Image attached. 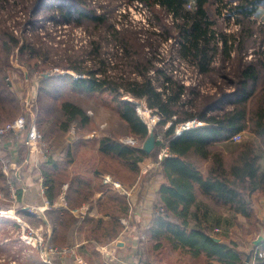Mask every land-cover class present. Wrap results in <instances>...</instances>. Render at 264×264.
<instances>
[{
    "label": "trees",
    "instance_id": "obj_1",
    "mask_svg": "<svg viewBox=\"0 0 264 264\" xmlns=\"http://www.w3.org/2000/svg\"><path fill=\"white\" fill-rule=\"evenodd\" d=\"M130 1L140 2L150 11L146 27L136 28L129 20L120 21L112 14L108 15L109 12L97 13L86 0H39L34 3L33 12L38 13L46 7L42 12L52 26L85 25L92 36L88 47L93 62L91 67L86 66L79 51L67 55L64 65H56L50 57V48L29 43L20 28L16 35L0 21V126L23 113L22 103L7 80V69L14 54L34 61L35 67L37 64L39 68L61 66L77 72L76 78L69 71L43 74L38 81L39 103L32 104L31 109L36 114V123L44 140L55 152L61 148L63 153L67 147L64 146L66 133L73 126L85 127L89 119L79 104L67 100L60 104L62 117H45L41 111L42 97L59 98L66 84L91 93L108 92L127 135L137 137L141 145L130 146L116 137L101 136L94 171L97 181L100 175L110 174L128 188L140 177V163L144 159L150 156L155 159L161 146H166L170 153L142 178L144 182L151 176L159 178L157 206L164 208L163 215L153 213L151 217L145 241L148 253L173 249L188 252L191 257L201 259L203 264H213V260L221 264H247L246 253L239 250L237 242H216L207 227L190 226L188 216L196 198L195 187H198L217 202L243 215L251 232L256 235L260 232L262 222L252 200L256 192L264 197V170L259 154L248 140L228 151L221 149L219 144L237 133L248 132L257 137L264 150V21L257 18L264 0ZM220 21L231 23L237 29L228 32ZM148 28L152 38L173 41L178 57L192 64L198 74L219 73L228 79L232 91L221 90L219 96H200L189 90L184 82L157 69L158 77L153 79L149 75L150 70L156 68L152 52L156 56L159 48L153 40L141 43L138 31L134 30L139 29L140 36ZM109 43L116 48L115 53H111L113 60L107 51ZM251 55L252 58L246 60ZM218 56L222 65L215 69L213 65ZM226 63L230 65L227 72ZM118 69L121 74L116 72ZM186 91L192 95L188 100L183 98ZM124 95L143 99L152 114L159 118L152 127L156 140L149 153L142 149L149 127L137 114L134 102L122 100ZM193 119L202 121V126L175 134L178 125ZM26 150V146L21 147L20 155ZM65 153H69L68 148ZM54 161L55 158L49 156L47 163L56 164ZM41 164L40 172L45 176L44 161ZM33 172L37 173V169ZM1 180L5 183L4 175ZM45 184L48 185V201L52 202L54 185L47 179ZM86 187L81 176L73 177L68 183L66 201L69 209L59 211L61 218L49 241L58 248L72 247L70 234L74 229L80 232L86 228L88 240L101 247L116 239L125 228L122 219L131 210L129 197L116 189L106 188L97 206L108 218L84 215L79 219L72 214L73 207L93 194L85 191ZM17 192L18 197L21 196L19 189ZM60 263L57 258L53 260V264Z\"/></svg>",
    "mask_w": 264,
    "mask_h": 264
},
{
    "label": "rangeland",
    "instance_id": "obj_2",
    "mask_svg": "<svg viewBox=\"0 0 264 264\" xmlns=\"http://www.w3.org/2000/svg\"><path fill=\"white\" fill-rule=\"evenodd\" d=\"M86 1L96 9L97 13L109 12L108 15L112 14L115 19H118L120 21L126 19L127 21L132 20L131 22L135 25L136 28L141 26L142 23L146 22L145 20L147 16L150 17L151 14L146 6L141 7L140 5L131 3L130 0ZM38 2L39 0H0V21H4L6 27H8L10 30H13L16 35L18 29L20 28V32L25 36V39L29 43H34L36 46L39 45V47L46 46L50 48V57L56 65H64L67 55L79 51L82 53V59H85L86 61V66L91 67L93 62L91 61V58L88 54V51L90 49L88 47L90 41L92 40V36L86 31L85 25L80 24L73 26L74 24H60L56 27L52 26V24L46 20L45 14H43L42 12L46 7L41 8L38 13L33 12L34 3ZM124 15L125 18L123 17ZM257 15L258 21H264V6L259 7ZM153 23L156 22L153 20ZM220 24L226 31L231 33L235 32V30L237 29V27H235L231 23H224L223 21H220ZM147 25L148 24L146 23L145 27ZM156 27L158 28L159 26L156 25ZM134 30L138 31V39L141 43L145 44L148 40H153L155 47H157V49L159 48V54H157L156 56L152 52V55L154 57L153 65H155L156 68L150 70L149 75L153 79L158 77L156 72L157 69L159 71L161 70V72H166L172 75L176 80L178 79L180 82H184L189 90H193L194 93H199L200 96H219L221 90H223L224 92L232 91V86L228 82V79H224L223 76L219 75V73L214 75L198 74L192 64H189L185 60L180 59L177 55L176 48L173 45V41L168 39L162 40L161 37L156 36H153L152 38L149 31L151 30L150 28L141 33L140 36V30ZM107 39L109 40V38ZM115 50L116 48L113 43H109V45L107 46V51L108 53H110L111 60L114 59V56L112 54L115 53ZM252 56L253 55L248 56L246 60L251 59ZM34 63V61H27V58H22L19 55L14 54L7 69V80L9 81L13 91L19 97L23 106V112L25 109L24 98L26 99L29 94L31 98H33V104L39 103L37 101L38 81L40 80L41 76H43V74H49L53 72L66 73L68 71H70V73L74 77L77 74V72L75 73L72 70H68L67 68L65 69V67L62 68L60 65V67L58 68L51 65L39 68L38 64L35 67ZM221 65L222 63L220 60V56H218L213 66L215 69H218V67H220ZM225 65H227V68L225 69L227 72L230 69V65L228 63H226ZM33 67L35 68L32 69ZM116 72L121 74L119 69ZM124 75L127 74L124 73ZM188 97H192V95L189 93V91H186L183 98L188 100ZM121 98L123 101H135L141 103L142 106L146 105L143 99L135 100L128 95H124ZM63 100L79 104L87 113L89 122L85 125V127L80 129L73 126L70 131L66 133L65 138H67V142L64 146L67 147L63 150V155L60 154L59 158L63 157L65 161H68V158L71 160L72 158H74L75 160H77V162H87L89 160L93 161V159L96 157V155L94 154L96 145L93 143V141L97 139L96 136L100 135V137H116L118 139L128 136L126 133L125 124L119 118L115 102L112 100V97L108 92L91 93L83 91L77 87L75 88L70 84H66V86L63 87V91L59 98L48 99L42 97L41 111L43 110V112L46 114L45 117H62L63 114L60 110V104ZM29 108L31 109L32 105ZM138 115L140 116V118H142L143 121L147 123L149 128L155 126L152 120L154 119L157 121V118L155 119L156 116L153 115L150 110L146 115ZM49 118L48 120L50 121ZM85 132L89 135L88 137H90L88 140H84L87 138L81 137L85 134ZM229 140L234 144V146H236L241 141L248 140L254 144L256 151L263 152L260 141L251 133L240 132V136L237 138V140H234L232 138ZM138 145H141V141L139 139L137 145L135 146ZM50 147L51 148L48 152V155L51 158H56L55 150H53V147L51 145ZM67 148L69 149L68 154L65 153V150H67ZM156 159L157 156L155 159L150 156L144 162H141L140 178H143L144 174L155 167L152 163ZM147 165H149V167H147ZM16 170L17 168L15 169V171ZM57 176L60 181L68 177L66 173H63L62 169L58 172ZM34 191L35 193H37V189H35ZM36 198L39 199V197ZM26 209L33 214L29 218L24 217L13 210L14 216L19 219L20 225L16 226L17 228L14 229L13 226H10V223L7 222H2L0 224V264H33L31 262L37 260L35 257L36 253L31 252V250L37 251L36 248L40 250L38 239L41 238L45 240L48 236L47 223H45L41 218V216L45 215L46 210L43 209V204L40 205L39 201H37V203H32L29 200ZM6 217H10V215H7ZM17 231L19 233L18 235ZM211 232L214 233V231ZM254 237V234L249 238L241 236L240 238H237L238 241L236 242L241 246L244 245L249 248L250 244L251 246L254 245L252 243V238ZM4 238H6L7 241H4ZM12 254L19 256L20 258L15 260L13 258L10 259ZM146 260H153L154 262L157 261L153 257L152 259L147 258Z\"/></svg>",
    "mask_w": 264,
    "mask_h": 264
},
{
    "label": "crops",
    "instance_id": "obj_3",
    "mask_svg": "<svg viewBox=\"0 0 264 264\" xmlns=\"http://www.w3.org/2000/svg\"><path fill=\"white\" fill-rule=\"evenodd\" d=\"M88 136L89 135L85 132V134L81 137L87 138L84 140H88L90 138ZM96 138L97 139L93 141V143L96 145L94 150L96 157L93 159V161L89 160L87 162H77V160L74 158L68 162L65 161L63 157L59 158L60 154H62L60 148L55 152L56 158L54 162L56 164L53 162L47 163L49 157L47 156V153L51 148L49 145L48 152H46V155H43L45 176L40 172L42 165L41 162L43 161H41L35 155V152H32V147L27 140H20L16 146H13L9 143L1 145L0 158L5 156L9 157V155L12 156L16 159L18 167L14 176V184L16 185L15 199L10 197L7 181L5 180V183H3L1 180L3 175L0 169V209L7 210L11 214L10 217L0 216V224L2 222H7L10 223V226H13L14 229L17 228L16 226H19L20 224L19 219L14 216V211L24 217L29 218L33 214L26 209L28 200L32 203H37V201H39L40 205L43 204V209L46 210V216L43 215L41 218L45 223H47L48 240L50 241V237L52 236L53 231L57 227V223L61 218V213H59V211H62V209H69L66 201V190L68 183L75 176H81L87 183V187L84 190L91 191L93 194L89 197V199L81 202L79 206L73 207L71 209L72 214L79 219H82L84 215H89L95 218H108L107 216L102 215L99 212V208L97 207L98 203L103 198L105 189L111 187L103 183L102 176L104 174L100 175V179H98V181L95 179L94 171L99 159L97 147L100 135L96 136ZM24 146H26L27 150L25 151V154L21 156L20 150L21 147ZM219 146L224 151H228L235 147L230 140L220 143ZM258 154L260 157L261 168L264 170V150L263 152H258ZM146 159H144L142 162H144ZM19 161L21 162L20 165ZM34 169H37V173L33 172ZM61 169L63 170V173L68 175V177L62 181H60L57 176ZM46 179L50 180L54 185V197L52 202L48 201L46 191L48 185L45 184ZM159 185L160 180L156 176H151L146 182L143 181L142 177H139L136 182L132 184V186L128 187L130 192L128 197L131 210L129 215L126 217V222L123 224L125 225V228L116 237V239L105 245H102L101 247H96L94 243L88 240V231L86 228L80 232L77 231V229H74L70 234L71 245L77 246V253L82 258L81 262L79 263L74 261L73 258L67 256H52L50 259L51 264H53V260L55 258L62 262L60 264H134V262L138 261L139 259L146 260L147 258L152 259V257L157 260H155L157 264H203L201 259H195L191 257L188 252L184 253L179 250L165 249L148 253L145 241L148 238L147 230L150 225L153 210L158 207L157 205H159ZM195 188L196 198L191 206L188 216L189 225L192 227L205 226L208 228L209 233L213 231L214 228H219L218 232L210 233V236L217 237L220 240L219 242H236L238 241L237 238H240L241 236L249 238L254 234L255 237L252 238V243L254 245L251 246L249 243L250 247L247 248L246 246L242 245V247L239 244V250H243L246 253V256L248 255L249 259H247L245 256L247 264H262L264 261L258 260L259 258L254 257L253 250L258 248L264 249V197L257 192L252 196L253 204L256 208V211L259 213L262 222L260 224V232H258L256 235L249 230L248 222H246V218L243 215L235 213L228 205L217 202L210 195L202 192L198 187ZM18 189L21 191V196L19 197L17 192ZM35 189H37V193H35ZM36 197H39V199ZM81 206H85L87 208V212L84 215L79 216L75 211ZM18 234L19 233L17 231V235ZM4 239V241H7L6 238ZM36 250L37 251L31 250V252L36 253L35 257L37 259L31 263L48 264L43 260L41 251L37 248ZM98 250L100 251V254L98 253L97 255ZM15 254H12L10 259L13 258L15 260L20 258ZM212 263L221 264L217 260H213Z\"/></svg>",
    "mask_w": 264,
    "mask_h": 264
},
{
    "label": "built area",
    "instance_id": "obj_4",
    "mask_svg": "<svg viewBox=\"0 0 264 264\" xmlns=\"http://www.w3.org/2000/svg\"><path fill=\"white\" fill-rule=\"evenodd\" d=\"M140 5L143 7V4L140 2H133V4ZM148 17V16H147ZM147 20V18H146ZM145 20V21H146ZM132 21V20H131ZM130 21V22H131ZM132 23V22H131ZM140 23V22H139ZM132 25H134L132 23ZM146 25V22L142 23V27ZM17 31V30H15ZM18 33V31H17ZM70 73V71H69ZM79 75L76 74V77ZM24 103H25V109L22 114H20L18 117H16L14 120L11 122H8L2 126H0V146L9 143L13 146L18 145L20 140H27L30 146L32 147V152H35V155L41 160L44 161V154L46 155V152L49 150V144L44 140L42 136V132L39 130L37 123H36V114L30 109L29 107L33 104V98H31L30 94L26 99L24 98ZM135 107H136V112L138 114H143L144 113L148 114L149 110L151 112V109L147 108L146 105H143L141 103L135 102ZM140 109L142 111H140ZM152 113V112H151ZM155 119L157 118V121L159 118L157 117L156 114ZM156 120H152L154 122L153 124H156ZM203 122L198 121L196 119L185 121L184 123L178 125L175 129V134H179L182 131L192 128V127H200L202 126ZM240 136V133H237V135H234L232 139L237 140V138ZM162 137H159V140H161ZM122 143L126 145H137L138 139L135 138L134 136H126L124 138L119 139ZM162 141V140H161ZM170 153L168 151V148L166 146H161L158 151L157 159L152 163L155 167H157L160 162L167 158ZM149 167V165H147ZM17 168V161L14 157L10 156L7 157H1L0 158V169L4 177L6 178L7 181V187L10 192V197L12 199H15L16 197V185L14 184V176H15V169ZM103 178V183L110 186L112 189H116L119 192L123 194H129V190L126 186H124L118 179L110 174H104L102 176ZM77 215H84L87 212V208L85 206L79 207L78 210H76ZM153 213L155 215H163L164 214V208L163 207H156L153 210ZM152 213V214H153ZM11 214L7 210L0 209V216H7ZM126 222V218L122 219V223L124 224ZM214 232H218L219 228H214ZM38 245L40 246V251L42 258L45 262L48 264H51L50 259L52 256H67L70 258H73L74 261L81 262L82 258L79 256L77 253V246H72V247H67L64 246L63 248H58L57 246L51 244L48 240V236L46 237L45 240L39 238L38 239ZM253 255L256 258H261L264 260V249L258 248L253 250ZM134 264H157L153 260H144V259H139L138 261L134 262Z\"/></svg>",
    "mask_w": 264,
    "mask_h": 264
},
{
    "label": "water",
    "instance_id": "obj_5",
    "mask_svg": "<svg viewBox=\"0 0 264 264\" xmlns=\"http://www.w3.org/2000/svg\"><path fill=\"white\" fill-rule=\"evenodd\" d=\"M155 140H156V137L152 131V128H149V132H148V137L145 139V141L143 142L142 144V149L146 152V153H149V151L154 148L155 146ZM211 238L213 240H215L216 242H219L220 240L215 237V236H211ZM247 259H249L248 255L246 256Z\"/></svg>",
    "mask_w": 264,
    "mask_h": 264
},
{
    "label": "bare ground",
    "instance_id": "obj_6",
    "mask_svg": "<svg viewBox=\"0 0 264 264\" xmlns=\"http://www.w3.org/2000/svg\"><path fill=\"white\" fill-rule=\"evenodd\" d=\"M140 111H142L141 109H140ZM145 115H146V113H144Z\"/></svg>",
    "mask_w": 264,
    "mask_h": 264
}]
</instances>
